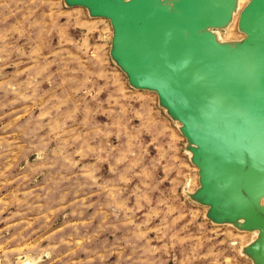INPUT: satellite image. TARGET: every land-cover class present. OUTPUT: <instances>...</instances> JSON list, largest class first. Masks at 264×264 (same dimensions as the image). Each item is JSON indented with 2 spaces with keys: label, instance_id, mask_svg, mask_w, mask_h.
<instances>
[{
  "label": "rangeland",
  "instance_id": "374dc122",
  "mask_svg": "<svg viewBox=\"0 0 264 264\" xmlns=\"http://www.w3.org/2000/svg\"><path fill=\"white\" fill-rule=\"evenodd\" d=\"M112 37L66 0H0V264H258L259 231L209 217L180 123Z\"/></svg>",
  "mask_w": 264,
  "mask_h": 264
},
{
  "label": "water",
  "instance_id": "95a60500",
  "mask_svg": "<svg viewBox=\"0 0 264 264\" xmlns=\"http://www.w3.org/2000/svg\"><path fill=\"white\" fill-rule=\"evenodd\" d=\"M113 27L111 55L132 86L155 91L180 123L199 169L195 197L218 223L258 230L264 264V0H250L221 41L238 0H66Z\"/></svg>",
  "mask_w": 264,
  "mask_h": 264
}]
</instances>
